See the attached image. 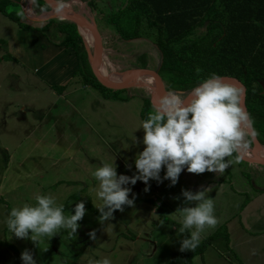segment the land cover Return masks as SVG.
Returning <instances> with one entry per match:
<instances>
[{"label": "rangeland", "instance_id": "rangeland-1", "mask_svg": "<svg viewBox=\"0 0 264 264\" xmlns=\"http://www.w3.org/2000/svg\"><path fill=\"white\" fill-rule=\"evenodd\" d=\"M10 1L19 3L9 5L7 10L25 14L27 18L24 16L23 22L32 27L40 26L44 21L29 18H44L48 14L37 15L33 6L28 7L29 0ZM113 3L114 0H98L96 8L106 16L117 7L111 5ZM70 7L76 9L75 12L83 11L78 2ZM86 11L94 20L95 14ZM97 24L104 42L100 69L105 75L116 76L129 70L133 53L152 49L149 44L134 42L114 51L109 46L113 31L104 20ZM16 26L0 14V44L13 31L16 33ZM89 36L86 35V43L92 52L93 41L91 43ZM45 43L55 45L44 38L43 46ZM4 47L5 42L0 46L1 59L5 56L2 53ZM149 53V64L154 68L157 57L154 52ZM7 61L2 59L0 63V241L10 248L0 246V264H21L20 253L25 249L32 253L37 264H88L90 259L98 261L104 257L109 258L111 264H166L171 260L167 248L158 245L154 253L156 244L142 242L147 238L154 243L161 240L163 232L157 225L174 222L172 197L182 190L183 185L168 186L167 180L159 184L149 180L147 192L144 191L145 184L140 181L128 185L136 194L134 205L123 206L122 212L114 211L113 219L103 225L98 222V214L86 209L85 216L77 222L80 227L75 236L69 237L66 230H60L50 240L43 238L37 244L14 236L7 240L9 234L3 221L8 212L25 203L34 205L37 194L55 198L58 205L64 206L68 202L65 215L71 214L78 202L68 200L74 194L86 199L96 209L101 204L96 196L99 182L92 175L96 168L102 163H111L115 157L118 175L131 176L135 172L134 156L144 146L140 143L143 130L133 131L142 121L143 98H149L151 92L148 88H135L118 92V98H105L92 87L82 85L78 76H73V80L64 85L67 89L65 95L59 96L60 93L46 87L47 83L39 81L38 73ZM130 82L150 84L145 78ZM132 135L136 137L135 146ZM242 152L247 154L246 150ZM228 159L233 163L222 174L207 171L193 174L191 182L195 187L209 188L211 193L208 196L213 202L219 198L228 207L251 206L264 195V167L236 162L234 156ZM163 174L162 167L161 177ZM155 191H159L160 196L169 197L171 203L159 210L152 208L146 199ZM216 210L214 202V214ZM92 230L96 232L95 240L87 235ZM192 264L201 262L196 258Z\"/></svg>", "mask_w": 264, "mask_h": 264}, {"label": "trees", "instance_id": "trees-1", "mask_svg": "<svg viewBox=\"0 0 264 264\" xmlns=\"http://www.w3.org/2000/svg\"><path fill=\"white\" fill-rule=\"evenodd\" d=\"M67 1L70 0H62ZM75 1L85 3L88 11L95 14L100 34L97 23L102 20L113 31L109 46L114 51L134 42L152 47L149 52L157 57L154 68L149 64V52L133 53V64L128 68L155 70L167 94L185 97L211 73L241 82L246 90L245 106L253 121L252 129L264 149V0H125L106 16L96 8L98 0ZM13 3L19 1L0 0V14L16 23L20 30H35L50 43L70 50L77 60L74 77L78 76L82 85L92 87L105 98H118V92L106 91L94 82L82 39L74 25L50 19L32 27L23 22L22 13L7 10ZM32 6L37 15L48 12L39 0H34ZM51 32L54 35H49ZM2 59L10 57L6 55ZM51 89L61 94L66 86ZM143 101L142 120L148 112H153L149 98L144 97ZM68 200H83L85 209L99 215L86 199L74 194ZM219 237H227L224 228L202 239L194 251L178 250L166 264H192L195 257L202 256L210 240ZM0 246L7 247V243L0 241Z\"/></svg>", "mask_w": 264, "mask_h": 264}, {"label": "clouds", "instance_id": "clouds-1", "mask_svg": "<svg viewBox=\"0 0 264 264\" xmlns=\"http://www.w3.org/2000/svg\"><path fill=\"white\" fill-rule=\"evenodd\" d=\"M63 7L62 0H56L54 11L60 12ZM243 96L244 89L211 73L192 87L187 97L176 93L162 97L154 111L133 131L143 130L140 143L144 146L134 156L135 172L131 176L118 175L114 157L111 163H102L92 173L99 182L96 191L101 201L96 208L98 222L103 225L113 219L114 211L122 212L123 206L134 205L136 194L128 185H135L137 181L145 184L144 191L147 192L149 180L158 184L167 180L169 186H175L182 171L222 174L233 163L228 158L247 149L250 138L256 135L251 131L253 121L243 107ZM131 141L135 146L136 137L132 135ZM239 160L240 156L236 155L235 161ZM162 167L164 174L161 177ZM208 190H181L182 206L176 210L179 217L174 218L179 225L177 235L187 233L179 241L181 252L194 251L202 234L218 223L213 199L206 196ZM35 201L34 205L25 203L8 212L3 221L9 234L7 240L14 236L37 244L43 238L50 240L60 230H66L69 237L75 236L80 227L77 222L86 214L83 200L75 203L68 215L64 214V206L58 205L53 197L37 194ZM87 235L89 239H96L95 230ZM20 260L21 264H37L27 249L20 253ZM88 264H111V261L104 257L98 261L90 259Z\"/></svg>", "mask_w": 264, "mask_h": 264}, {"label": "crops", "instance_id": "crops-1", "mask_svg": "<svg viewBox=\"0 0 264 264\" xmlns=\"http://www.w3.org/2000/svg\"><path fill=\"white\" fill-rule=\"evenodd\" d=\"M124 2L125 0H114L111 5L121 6ZM15 30L16 33L14 34L13 31L4 41L5 47L2 49L5 50L2 53L10 57L7 63H19L28 71L38 73L39 81L47 83V88L55 85L64 86L73 80L77 60L70 50L49 43H45L43 46L44 37L35 30H20L18 26ZM4 42L0 44L1 47ZM1 57L0 54V59ZM66 91L59 96L65 95ZM192 175L193 173L182 171L176 184H181L183 185L182 189L193 192L205 188L195 187L191 182ZM158 192L150 193L146 199L151 202L152 208H157V210L171 203L169 197L160 196ZM209 193L211 192L208 190L206 196ZM180 194L181 191L172 197L174 218L179 217V212L176 210L182 206L183 197ZM214 202L217 208L214 215L217 217L218 223L215 228L206 230L202 234L201 240L211 236L219 228L226 229L228 234L226 238L219 237L210 240L202 256L195 257V259L198 258L201 264H264V195L260 200L252 202L251 206H243L242 208L228 207V204H222L219 198ZM68 204L66 203L64 211H66ZM157 226L162 230L163 238L156 240L155 243L151 239L148 241L149 238L142 240V242L156 244L154 253L158 245L167 248L169 256H171L169 258H173L179 250L180 239L186 237L187 233L182 236L177 235L179 225L175 223V219L171 225L161 226L158 224Z\"/></svg>", "mask_w": 264, "mask_h": 264}, {"label": "water", "instance_id": "water-1", "mask_svg": "<svg viewBox=\"0 0 264 264\" xmlns=\"http://www.w3.org/2000/svg\"><path fill=\"white\" fill-rule=\"evenodd\" d=\"M34 0H29L28 1V7L31 8ZM39 2L48 10V14L46 17L42 18H29L31 21H36V22H42L50 19L54 20H62L66 21L68 23H71L76 27V30L78 34L80 35L86 54H87V60H88V65L90 69V73L93 77L94 82L102 89L109 91V92H127L130 89H135V88H141V89H149L152 91L149 95V103L151 106L152 111H154L155 106H157L160 102V99L167 95V92L164 89L163 83L158 76L157 72L151 71L148 69H131L124 71L122 73H119L118 75H128L129 77H135L138 78L139 76L141 77H150L154 80V82H150L149 85H136L133 82L129 81H124V82H107L103 79L100 69V62L101 59L104 55V42L102 39V36L95 24V21L89 17L87 9V5L85 3H80L75 0H70L67 2H63L65 4V7L61 9L60 12L54 11L56 8V1L55 0H39ZM74 2H78L81 5V9L83 11L75 12L73 8L70 7V5ZM24 16L27 18V16L24 14ZM84 29L90 32L92 41H93V49L92 52L89 50L87 45L85 44L82 35L80 34V31ZM224 81L228 84L234 85L237 88H242L244 89V96H243V107L246 111V106H245V94L246 90L245 87L241 82H239L237 79L232 78V77H222ZM189 94V93H188ZM188 94L185 96L187 97ZM247 112V111H246ZM253 131V129H251ZM251 148L244 149L247 151V154L244 155L242 150L239 153H235L236 155L240 156V162L248 165H259L264 167V154L258 155L256 153L258 148L263 149L256 137H251Z\"/></svg>", "mask_w": 264, "mask_h": 264}, {"label": "bare ground", "instance_id": "bare-ground-1", "mask_svg": "<svg viewBox=\"0 0 264 264\" xmlns=\"http://www.w3.org/2000/svg\"><path fill=\"white\" fill-rule=\"evenodd\" d=\"M80 34L82 35V37H83V40H84V42H85V44L86 45H88L87 43H86V35L87 34H89L90 36V40H91V43H92V37H91V34H90V32L89 31H87V30H84V29H82L81 31H80ZM101 75H102V77H103V79L105 80V81H107V82H113V83H118V82H124V81H132L133 79H135V77H129V74L128 75H116V76H108V75H105L103 72L101 73ZM138 78H145V79H148L150 82H154V80L152 79V78H150V77H141V76H139ZM152 92V91H151ZM150 92V93H151ZM258 150H259V152H257L256 151V153L259 155H262V154H264V150L263 149H261V148H258Z\"/></svg>", "mask_w": 264, "mask_h": 264}]
</instances>
